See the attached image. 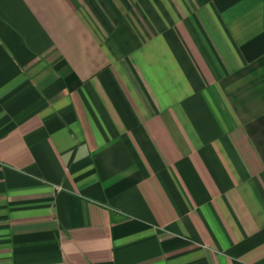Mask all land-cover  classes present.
<instances>
[{"label":"crops","instance_id":"crops-1","mask_svg":"<svg viewBox=\"0 0 264 264\" xmlns=\"http://www.w3.org/2000/svg\"><path fill=\"white\" fill-rule=\"evenodd\" d=\"M0 264H264V0H0Z\"/></svg>","mask_w":264,"mask_h":264}]
</instances>
